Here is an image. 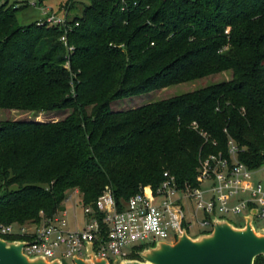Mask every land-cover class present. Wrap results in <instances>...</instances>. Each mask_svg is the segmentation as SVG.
I'll use <instances>...</instances> for the list:
<instances>
[{
  "label": "trees",
  "instance_id": "trees-1",
  "mask_svg": "<svg viewBox=\"0 0 264 264\" xmlns=\"http://www.w3.org/2000/svg\"><path fill=\"white\" fill-rule=\"evenodd\" d=\"M10 4L0 0V109L69 112L0 120V223H39L63 210L71 190L87 204L112 188L121 203L155 189L165 171L180 187L196 186L199 157L226 155L228 136L241 162L264 163V0H140L123 9L119 0H90L70 21L71 52L63 28L20 25L25 7ZM228 70V80L110 109L119 98ZM144 246L129 258L141 259Z\"/></svg>",
  "mask_w": 264,
  "mask_h": 264
},
{
  "label": "built area",
  "instance_id": "built-area-1",
  "mask_svg": "<svg viewBox=\"0 0 264 264\" xmlns=\"http://www.w3.org/2000/svg\"><path fill=\"white\" fill-rule=\"evenodd\" d=\"M139 1L119 0V5L123 9L137 6ZM9 2L16 6L41 5L38 0ZM71 20L68 13L58 14L47 6L38 24L63 28L60 40L71 52L74 46L68 44L66 37ZM190 127L204 141L209 139L196 121H192ZM226 147V155L220 151L199 157L196 186L180 187L174 176L165 171L155 189L141 188L121 203L116 201L112 188L104 189L92 202L81 204L82 218L77 227L68 226L63 209L42 218L39 223H0V237L26 236L17 239L24 242L22 252L26 256L59 260L61 264L68 259L73 264L74 258L92 256L107 261L127 260L135 246L173 240L193 225L202 232L211 231L215 221H229L225 218L228 214H241L244 221L251 215L250 223L255 227V219L264 222V163L251 169L241 162L240 147L231 136L227 138Z\"/></svg>",
  "mask_w": 264,
  "mask_h": 264
},
{
  "label": "water",
  "instance_id": "water-1",
  "mask_svg": "<svg viewBox=\"0 0 264 264\" xmlns=\"http://www.w3.org/2000/svg\"><path fill=\"white\" fill-rule=\"evenodd\" d=\"M264 156V151H263ZM244 227H236L222 219L214 222L209 233L199 241L187 236L182 230L177 242L160 241L152 254H140L141 260H124L122 264H254L257 255L264 256V227L254 230L251 215L245 218ZM24 242L0 237V264H61L59 260L46 261L43 257H28L22 252ZM120 258L114 259V264ZM74 264H108L105 258H74Z\"/></svg>",
  "mask_w": 264,
  "mask_h": 264
},
{
  "label": "rangeland",
  "instance_id": "rangeland-1",
  "mask_svg": "<svg viewBox=\"0 0 264 264\" xmlns=\"http://www.w3.org/2000/svg\"><path fill=\"white\" fill-rule=\"evenodd\" d=\"M3 1V0H2ZM11 1V0H9ZM73 4V6L68 9L69 4ZM90 3V0H70L69 2H66V0H47L43 4L39 6H16L14 3H11L10 5H13V8H21L25 7L22 10L17 11L16 16L18 19V22L20 25H28L31 23L36 22L37 24L40 22V20L43 19V10L47 6L51 9L52 12L62 14L64 12L68 13L69 18H73L75 16H80L82 14V10L84 6L88 5ZM46 6V7H45ZM67 65V66H66ZM65 66L70 72L71 77V87L74 89V81L72 80L76 73L75 71H71V68L69 66V62L65 63ZM231 77V71H223L215 74H211L208 76H205L203 78L195 79L192 81L187 82H181L173 85H169L160 89L152 90L150 92L142 93L139 95L119 98L111 102L110 109L113 111L118 110H127L131 108H136L139 106H142L144 104L167 99L173 96H177L179 94L189 92L198 88H202L204 86H207L209 84L228 80ZM69 110H55V111H39V112H32V111H21V110H9V109H0V120H30V119H37V120H59L64 118L68 114ZM77 190H71L70 193V199L64 201L63 206L64 210H66V221L68 223L69 227H74L75 223L80 224L81 218H82V207H81V194L80 192H76ZM63 215V213H61ZM232 224L235 225H242L244 223L243 216L241 214H228L225 216ZM16 224V223H15ZM27 224V223H26ZM254 224L257 228L264 227V222L260 221L258 219L254 220ZM186 234L188 237L195 241H199L201 235L209 233L208 232H202L200 230H197V228L192 226L188 230V228L185 229ZM181 235V234H180ZM179 237H175L173 240L167 239L166 243H175L177 242ZM158 245L151 244L146 245L138 250V254H143L145 256H150L152 252L150 251L151 248H156ZM127 252L128 249H125ZM126 259H119V262L117 264H122V262ZM127 260H141L142 262H145V259H130L127 258ZM108 264H114V260H108ZM63 264H72V262L68 259H65L63 261Z\"/></svg>",
  "mask_w": 264,
  "mask_h": 264
},
{
  "label": "crops",
  "instance_id": "crops-1",
  "mask_svg": "<svg viewBox=\"0 0 264 264\" xmlns=\"http://www.w3.org/2000/svg\"><path fill=\"white\" fill-rule=\"evenodd\" d=\"M76 192H77V191H76ZM245 222H246V221H244V223H243L242 225H238V226L236 225V227H244V226H245ZM78 225H79L78 223H75V224H74V227H77ZM251 225H252V228H253L254 230H257V229H258L256 226L254 227L253 224H251ZM74 227H73V228H74ZM71 228H72V227H71ZM260 228H263V227H260ZM46 261L49 262V260H46ZM73 264H74V263H73Z\"/></svg>",
  "mask_w": 264,
  "mask_h": 264
},
{
  "label": "bare ground",
  "instance_id": "bare-ground-1",
  "mask_svg": "<svg viewBox=\"0 0 264 264\" xmlns=\"http://www.w3.org/2000/svg\"><path fill=\"white\" fill-rule=\"evenodd\" d=\"M145 264H151V263L147 261Z\"/></svg>",
  "mask_w": 264,
  "mask_h": 264
}]
</instances>
